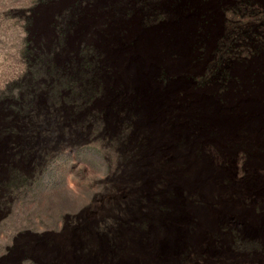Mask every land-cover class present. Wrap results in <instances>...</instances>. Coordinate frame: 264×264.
Here are the masks:
<instances>
[{"label": "rangeland", "instance_id": "1", "mask_svg": "<svg viewBox=\"0 0 264 264\" xmlns=\"http://www.w3.org/2000/svg\"><path fill=\"white\" fill-rule=\"evenodd\" d=\"M263 16L264 0H0V91L24 74V51L40 45L58 66L79 61L86 46L88 59L107 68L92 77L97 95L89 105L59 104L62 119L51 135L34 138L36 149L14 151L10 144L23 149L26 141L0 135V264H206L209 257L196 252H212L205 239L221 223L240 241L233 264H257L264 252L255 228L264 220V53L240 49L224 66V86L198 82L226 30ZM53 21L64 25L63 36ZM186 21L181 51L173 34ZM145 34L165 41L142 91L123 62ZM248 100L258 113L257 139L242 124L227 134L210 119L217 111L244 117ZM74 113L80 122L93 115L95 127L74 129L67 119ZM201 163L208 193L192 179ZM199 211L211 221L200 227L204 240L169 249L175 235L198 228Z\"/></svg>", "mask_w": 264, "mask_h": 264}, {"label": "trees", "instance_id": "2", "mask_svg": "<svg viewBox=\"0 0 264 264\" xmlns=\"http://www.w3.org/2000/svg\"><path fill=\"white\" fill-rule=\"evenodd\" d=\"M237 5L239 8H254L246 1H238ZM50 28L59 36L64 35L65 28L61 22L53 21ZM246 45L247 48L252 46L254 50L264 48V16L256 25L248 28L233 26L226 30L223 39L218 43L217 66L206 79L216 75L219 80H227V74L222 70L220 63L238 56L239 50L245 49ZM81 52L83 57L79 61L72 58L58 66L53 62L52 52H46L41 45L31 51H24L27 62L24 74L0 91V135L11 140L19 138L27 143L23 149L16 144H10L12 150L21 149L27 154L36 149L32 146L34 138L51 135V130L62 119L59 104H71L75 110H79L89 105L97 95L92 86V77L97 70L107 68L100 65L96 58L88 59L91 51L86 46ZM40 97L43 105L38 106ZM75 115L74 113L67 117L74 129L82 125L81 123L95 127L96 119L93 115L86 117L82 122L75 119ZM44 123L51 125L46 131L40 128ZM14 179L17 181L18 176H14ZM2 188H5V184L0 182V189Z\"/></svg>", "mask_w": 264, "mask_h": 264}, {"label": "bare ground", "instance_id": "3", "mask_svg": "<svg viewBox=\"0 0 264 264\" xmlns=\"http://www.w3.org/2000/svg\"><path fill=\"white\" fill-rule=\"evenodd\" d=\"M181 28H182V31H184L185 25L184 26L182 25ZM183 33L184 32H182V33L181 32H177L176 34L175 33L173 34V38H174L173 43H175L178 47H181V48L184 46V43H185L184 42V34ZM164 41H165V39L161 35H152V34L142 35L139 38V40H138V42H137V44H136V46L134 48L133 54L130 57L126 58V60L124 59V62H123L124 70L126 72H128L129 74H131L133 79H136L138 81L140 90L143 87L145 79H147L146 78V73L149 70L151 64L155 60L156 50H157L158 46L161 45ZM142 91H144V89H142ZM147 104H149V103H147ZM147 104H146V106L148 108L149 105H147ZM245 106L248 108V112H247L246 116H244V117L234 118V117H231L228 114H225L223 112H218L217 111V112L214 113V115L210 119L212 121H214L216 124H218L219 127L222 128V131L227 133V134H231V132H234V129L239 124H242V125L246 126L248 129L253 130L252 132L254 133L255 137L256 136H260V134H259V132H260V130H259L260 122H259L257 110L254 108V106H252V104H251V102L249 100L247 102H245ZM153 116H155V115H153ZM206 116H207V114H206ZM219 138L224 139L225 135L221 134L219 136ZM257 138L258 137H256V139ZM199 166H200L199 174L194 176L192 179H193V181L194 180L199 181L198 184H199L202 192L208 193L211 190V187L209 186V181L208 180L205 181L202 185L200 183V180L204 176L207 175V172H206L207 166L204 163H201ZM195 214H196V216L198 218V221H199L200 225H198V228L190 235V239L191 240H196V237H200L199 230H200V227L202 225L206 226V227H210L211 226V221L209 220L210 217H208L205 214V212L199 211V212H196Z\"/></svg>", "mask_w": 264, "mask_h": 264}, {"label": "flooded vegetation", "instance_id": "4", "mask_svg": "<svg viewBox=\"0 0 264 264\" xmlns=\"http://www.w3.org/2000/svg\"><path fill=\"white\" fill-rule=\"evenodd\" d=\"M189 23H190L189 21H186L182 24L183 26L185 25L184 31H182V28H181L182 25L180 26L181 29L179 32H181V33L184 32L183 34H184V42H185L184 46L182 48L179 47V49L181 51H184V48H185L187 28L190 25ZM247 46L248 45H246V47ZM200 47H201V43H196L195 49L193 52L194 55H196V54L200 55L201 54L202 49ZM257 50L264 53V50L262 48L257 49ZM182 62H183V60L181 59L180 63H182ZM225 64H226V62L220 63L222 70H224V68H226V67H224ZM216 66H217V59L215 60V62H213L209 66L208 69L206 68L207 72L205 73L204 76L199 78L200 81L198 83L205 84V82L208 81L206 79V76L209 75L211 73V70H213ZM226 74H227V78H228V72ZM210 79H215V81L217 80L216 83L218 85H221V86H224L226 83V80L225 81L219 80L216 75H212L209 78V80ZM218 220H219V222L223 221V219L221 217H219ZM223 227H226V226H223L222 223L219 226H213L212 229L209 231V234L206 237V238H208L207 241L205 239V243L212 246V248H213L212 252L206 253L205 251H202V250H199L196 252V254L198 255V258H200V260H205V258L209 257L208 258L209 263H206V264H233V263H235V261L237 259V257H235L233 255L234 254L233 244H238V242L240 243V241L236 240L238 236L235 235L234 232L227 230L226 229L227 227L225 229H221ZM255 228H256L257 235H259L261 238H264V220H261L260 223ZM192 233L193 232H186L183 235L180 234V236L175 235L174 236L175 240L174 241L172 240L171 243L168 242L169 244L166 243V245L169 247V249H172L173 245H179L182 242V240H184V242L187 244L188 243L187 238H189V241H191L190 235ZM202 238H205V236L196 237V240L194 242H196V241L198 242L199 240H200L199 242H201L204 240ZM177 239H181V240L178 241ZM262 242H263L262 245H264V241H262ZM262 248H264V246ZM206 254H209V256H206ZM262 254L263 255L261 256V258L257 262V264H264V252L263 251H262ZM199 262H200L199 264H201V261H199Z\"/></svg>", "mask_w": 264, "mask_h": 264}]
</instances>
